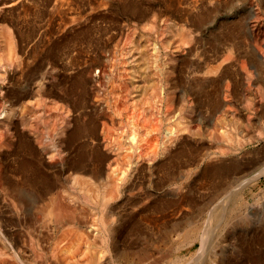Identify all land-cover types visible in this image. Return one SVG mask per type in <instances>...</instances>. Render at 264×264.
Here are the masks:
<instances>
[{
    "label": "bare ground",
    "instance_id": "bare-ground-1",
    "mask_svg": "<svg viewBox=\"0 0 264 264\" xmlns=\"http://www.w3.org/2000/svg\"><path fill=\"white\" fill-rule=\"evenodd\" d=\"M85 1L44 0L45 21L40 41L44 64L37 70L40 77L33 78L26 95L16 97L19 107L12 106L9 111L2 108L8 120L12 116L16 120L11 124L13 133L0 130V147H4L9 134L16 136L22 125L29 127L34 135L30 142L26 139L27 146L33 143L40 148L43 144L42 155L48 153L46 149L56 146L57 153L50 149L53 154L48 158L49 164L39 159V163L17 161L12 180L0 174V264H162L161 257L152 260L153 256L144 247L118 243L120 234L127 237L141 232L138 224L130 221L132 215L120 232L111 227L112 214L107 213H102L98 224L90 222L96 225L90 229L83 220L81 206L93 203L105 209L119 193L131 189L139 175V189L147 199L151 181L148 183L146 174L151 175L155 167L164 171L163 183L166 182L169 194L182 193L183 197L177 200L162 202L163 208L172 207L176 212L189 200H195L189 199L193 189L206 185L215 186L213 197H220L234 186L235 192L223 196L222 200H226L222 204L226 205L229 200L230 204L240 202L238 194L242 187L264 175L262 162L240 165L237 161V153L244 146L264 141V122L247 135L234 119L239 86L244 81L251 86L257 84L256 66L260 67L263 60L256 39L247 36L242 51H238L240 24L237 21L215 28L209 38L203 30L209 23L210 13L217 11L221 1L226 0H165L167 9L175 7L184 14L183 21L167 20L162 25L156 20L154 4L148 3L149 0H122L126 3L124 11L152 18L140 33L133 31L120 50L117 43L112 51L110 43L119 41L123 33V28L116 23L105 22L108 19L105 13L114 1ZM145 3L151 14L142 11ZM260 43L264 45V38L260 37ZM18 47L12 32L0 26V58L5 60L4 64L0 61L2 70L7 65L11 68V59ZM35 53L33 47L29 53L31 63L35 62ZM4 82L0 78L1 91L6 90ZM258 91L264 98V90L260 87ZM185 92H189L188 101ZM38 110L43 136L35 134L37 122L30 116ZM222 111L227 118L225 114L219 115ZM6 121L0 119V124ZM222 123L230 127L220 131ZM119 134L123 136L121 142L116 137ZM186 142L191 147L179 146ZM206 142L215 147L211 151L214 155L208 157L209 164L200 170L197 187L185 185L183 180L188 178L189 169L183 168L198 156L201 147L197 144ZM48 166H59L66 173L73 192H67L66 185L51 178L44 170ZM257 168L260 171L255 175L244 181L235 180L240 174ZM257 203L258 200L250 206ZM18 212L32 214L34 224L41 225L18 220L15 216ZM213 214L208 216L210 222L217 219ZM191 218L184 213L180 222L187 226ZM147 220L157 221L153 216ZM180 222L173 225L174 231L180 228ZM21 225L25 233L22 235L16 229ZM195 227L192 239H200V253L207 239L203 228L199 224ZM39 230L45 235H34ZM187 231L188 240L191 233L188 235ZM40 236L48 243L45 247ZM262 239L257 235V241ZM28 249L32 250V257ZM252 255L253 264H264L262 249H255ZM150 258L153 262L148 263ZM178 261L168 264H178Z\"/></svg>",
    "mask_w": 264,
    "mask_h": 264
},
{
    "label": "rangeland",
    "instance_id": "rangeland-1",
    "mask_svg": "<svg viewBox=\"0 0 264 264\" xmlns=\"http://www.w3.org/2000/svg\"><path fill=\"white\" fill-rule=\"evenodd\" d=\"M80 1L81 3L86 2L85 0ZM113 1L114 2L111 3L113 5L110 7V11L105 13L106 19L108 18L105 22L107 21V24L111 25L116 23V25L123 28V33L119 41L117 40L116 42L110 43L109 47L111 48V51L114 50V45L117 47V43L118 50H120L127 37L130 36L133 31L140 33L142 28H145L146 24L152 18L149 15L142 18L140 15L143 13L132 15L129 11H124L125 8L123 9V7L126 4L124 1ZM149 1L150 2L148 3L154 4V7L152 8L153 13L156 14V20L160 25L164 24L167 20L178 21L181 19L183 21L182 14L184 13L180 12V9H176L175 7L173 9H167L164 5L165 0ZM43 2L44 0H0V8H2L0 10V26L12 32L14 35V42L19 46L17 54L13 55L11 59V68H9V65L4 66V70L0 68V78L2 80L5 79L4 87L6 88L5 91H1L2 89L0 90V92H2V94L0 93L2 95H0V113H3L0 114V119L2 122L7 120L5 123H2L3 125L0 124V130L2 131L7 130L10 133H13L14 131H11L13 125L11 124L16 120V116H12L13 118L8 120L9 117L4 115V109L7 108L6 111H9V109H12V106L14 107L13 109L19 107L16 102V97L26 95L33 78L35 77V79H38L40 77L37 70L40 68V65L44 64L42 61L43 57L40 42L45 21ZM75 5L76 4H74L73 7H75ZM147 5V3L143 4L141 9L144 14H151V11H147ZM249 6H251V8H248ZM210 14L209 23L203 29L208 34V38L211 36L215 28L221 29L222 25L227 27L232 25V23L235 24L237 21L240 24V28H238L240 33L236 40L239 45L238 51H242V47L244 46L243 43L245 41L244 39L249 35L252 39H256L255 41L260 49L261 60L263 61H261L262 64H259L260 67L256 66L259 72V76L254 75L257 84L251 86L246 83L247 81L242 82L238 88L237 98H235L238 107V111L234 117L235 123L240 129H243V134L250 135L253 129H258L261 126V122H264V98H261V94L258 93V88L261 87L264 90V54L262 52L264 50V45L260 43V37L261 39L264 38V0L221 1L220 6L217 7V11ZM32 46L36 52L35 62L33 63H31L32 58L29 56L31 49H33ZM20 47L21 49H19ZM160 49L161 53H163L164 50L161 47ZM0 61L3 64L5 62V60L1 58ZM250 71H254V68H250ZM7 72H16V75L10 76ZM177 91H179V89ZM185 93L186 101H188L189 92ZM34 113L37 114L33 115L32 113L30 116L35 117L36 121L34 122H37L35 127H37L38 132L34 129L36 132L35 134L43 136V133H41L43 124L41 122V117L39 116V110ZM221 114H225L224 118H227L225 111H222L219 115ZM36 116H38V118H36ZM20 125L21 124H19V127ZM195 125L196 124H192L193 128L197 129L195 128ZM251 126L252 128H250ZM228 127H230V124L222 123L219 125V130L223 131ZM25 128V126L22 127L21 125L16 131V136L9 134L10 137L8 136L4 147L3 145L0 147V174L3 173L2 175H5L4 177L9 180H12V176L15 175L14 168L17 161L30 160V162L34 161L39 163V159L46 161V164H49L48 161L51 159L50 156L53 154L52 151L57 153L56 146L52 148L50 147L52 151L49 148L46 149L48 153H45V156L40 152L43 151V144H41L40 148L33 143H31L30 146H27L26 139L30 142V138L34 135L29 131V127H27L26 130ZM196 132H199V130ZM116 137L119 142L123 141L122 134H119ZM9 140L12 143H10ZM263 143L264 141L244 146L237 153L238 163L242 165L247 162H262V168L264 169ZM180 145H183V147H191L189 142L184 144L181 143L179 146ZM197 147H201L199 148L198 156L183 168V170L189 169L188 178L183 180L185 181V185L191 184L193 187H197L196 182H198V178L201 176L199 174L200 170L202 167H205L206 164H209L210 159H208V157L214 155L211 151L215 149L210 142L197 144ZM42 156H44V158H42ZM56 156L58 155L56 154ZM55 159L57 161V158H54V161ZM259 169L251 170L249 173H242L243 175L240 174L235 180L244 181L246 178L251 177V175L253 176L258 173L260 171ZM44 170L51 174V178L61 181L64 186L66 185L65 190L67 192H73L70 180L69 182L66 180L67 175L65 172L63 173L59 166L44 167ZM146 176L148 177V183L149 180L151 181L148 192L146 193L147 199L143 198V191L142 189H139V183L141 182V175H139L134 179L136 182L135 185L126 192H124V190L119 193L118 198L107 204L105 209L101 210L93 203L84 204V207L81 206V209L84 210L83 220L87 222V227L89 226L90 229H95L96 225H92L90 222L98 224L102 213L112 214L109 224L118 232L126 228L128 222H136L141 232H138L137 235L130 234L127 237L120 234L117 237L118 243L123 245L133 244L136 247H144L146 251L153 256L152 260L161 257V260H163L162 264H168L169 261L176 259L179 260L178 264H253L251 260L253 251L257 248L264 251V175L258 176V180H253L249 185H246L244 189L243 187L242 190L240 188L241 193L239 192L238 195L241 197L242 201L234 204H230V200L226 205L222 204V202L226 200H222L223 196L233 195L235 192L232 191L234 186H231L225 193L220 195V197H213L212 194H214V191L216 190L214 185L211 187L206 185V187L202 189H193L192 194L189 195V199L190 197H193L195 200L193 202L189 200V202L183 205L179 212H176L172 207L167 209L163 208V203L183 197L181 196V192H177V194L174 193L173 195L168 193L169 190H167V186L165 185L166 182L163 183L164 171H158L155 167L152 174L150 175L147 173ZM257 200V204L250 206L251 203ZM5 201L6 204L10 203L7 200ZM8 209L10 208H7V210ZM211 212L216 214H213L215 217L217 216V219L212 222L208 220V216ZM21 213L22 212H18L17 215H15L18 220L22 222H32L31 224L33 225L36 223L41 225L38 222H35L34 224V221H32V214H27L26 212V215H24ZM184 213L192 217V222L188 223L187 226L180 222L182 214ZM120 215H122V218H120ZM131 215L133 216V219L130 218ZM150 216L155 217L157 221L152 222L147 220ZM84 221L80 223L83 224ZM179 222L181 223L180 228L174 231L172 229L174 228L173 225L176 223L178 224ZM193 222L196 223V225H194ZM37 224L35 226H38ZM197 224L203 228L202 233H204V237L207 239V241L205 240L207 244L200 253H198L201 246L200 239H192L195 238L193 237V230H195ZM189 225H192V230V227ZM21 227L23 226L16 227V229H20L17 231L18 233H21L20 235L25 234L24 231L21 230ZM168 230H170L169 234L167 233ZM41 231L42 230L36 231L34 235L44 236L45 232H43V234ZM186 231L187 233H191L190 240H187ZM18 233L16 235H18ZM257 235L263 238L262 241L256 240ZM43 236L40 237L45 247L48 243H46V239ZM28 251H30V249H28ZM31 252L32 250L28 252L29 256H31V254L33 256V252ZM152 260L150 258L148 263L150 261L153 262Z\"/></svg>",
    "mask_w": 264,
    "mask_h": 264
}]
</instances>
